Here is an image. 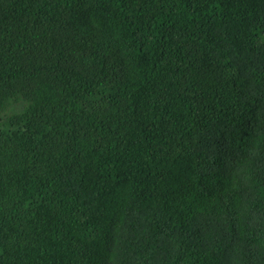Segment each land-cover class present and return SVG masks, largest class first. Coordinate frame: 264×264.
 I'll use <instances>...</instances> for the list:
<instances>
[{"label": "trees", "instance_id": "1", "mask_svg": "<svg viewBox=\"0 0 264 264\" xmlns=\"http://www.w3.org/2000/svg\"><path fill=\"white\" fill-rule=\"evenodd\" d=\"M0 264H264V0H0Z\"/></svg>", "mask_w": 264, "mask_h": 264}]
</instances>
